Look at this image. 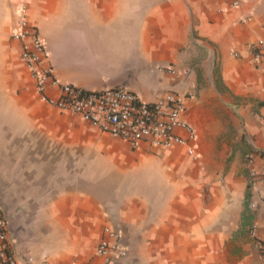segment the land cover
<instances>
[{
    "label": "crops",
    "instance_id": "obj_1",
    "mask_svg": "<svg viewBox=\"0 0 264 264\" xmlns=\"http://www.w3.org/2000/svg\"><path fill=\"white\" fill-rule=\"evenodd\" d=\"M233 1L0 0V202L20 264H100L106 227L127 248L113 264H264V0ZM21 3L60 81L190 95L195 154L43 101L12 39Z\"/></svg>",
    "mask_w": 264,
    "mask_h": 264
},
{
    "label": "built area",
    "instance_id": "obj_2",
    "mask_svg": "<svg viewBox=\"0 0 264 264\" xmlns=\"http://www.w3.org/2000/svg\"><path fill=\"white\" fill-rule=\"evenodd\" d=\"M244 0H234L240 5ZM12 39L21 45V59L26 65L43 101L61 110L79 114L92 127L124 139L136 148L144 141L163 146L193 144L195 127L185 118L188 94L169 93L146 101L135 91L121 85L87 89L71 82H62L49 62L48 48L38 28L28 18V6H18ZM264 49V42L260 44ZM258 51L257 54H259ZM50 90H55L53 95ZM254 153L248 155L252 161ZM251 176L255 173L251 171ZM9 220L0 202V264H20L13 253ZM258 249L264 257V241L258 239ZM127 252L120 235L106 227L96 248L100 264H113ZM33 261V258H30ZM41 264H49L44 261ZM67 264H79L73 260Z\"/></svg>",
    "mask_w": 264,
    "mask_h": 264
},
{
    "label": "trees",
    "instance_id": "obj_3",
    "mask_svg": "<svg viewBox=\"0 0 264 264\" xmlns=\"http://www.w3.org/2000/svg\"><path fill=\"white\" fill-rule=\"evenodd\" d=\"M259 105L260 106H263L264 105V100H262V101H260L259 102ZM253 151H255V152H257V153H260L261 155H264V150H256V149H254ZM251 182L248 184V190H247V193H246V206L248 207L249 206V198H250V195H251V193H250V189H251Z\"/></svg>",
    "mask_w": 264,
    "mask_h": 264
},
{
    "label": "rangeland",
    "instance_id": "obj_4",
    "mask_svg": "<svg viewBox=\"0 0 264 264\" xmlns=\"http://www.w3.org/2000/svg\"><path fill=\"white\" fill-rule=\"evenodd\" d=\"M247 158H248V156H247Z\"/></svg>",
    "mask_w": 264,
    "mask_h": 264
}]
</instances>
